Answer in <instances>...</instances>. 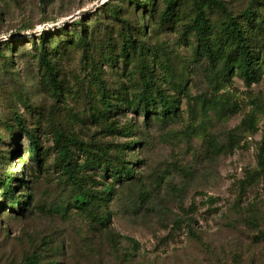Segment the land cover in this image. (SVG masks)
<instances>
[{
	"label": "rangeland",
	"instance_id": "rangeland-1",
	"mask_svg": "<svg viewBox=\"0 0 264 264\" xmlns=\"http://www.w3.org/2000/svg\"><path fill=\"white\" fill-rule=\"evenodd\" d=\"M97 1L0 0V37L34 33L0 59V178L23 176L20 201L32 195L23 211L0 195V264L33 254L42 264H264V62L247 85L236 69L220 71L228 48L217 67L199 59L196 40L183 35L190 0L167 22L163 0L153 9ZM223 1L239 16L253 0ZM254 6L258 48L264 0ZM209 19L217 34L223 14L210 10ZM62 20L66 28L55 26ZM41 36L58 88L38 60L33 42ZM144 69L175 111L164 114L157 103L147 118L136 108ZM16 112L39 136V164ZM104 156L123 159L134 175L105 178L91 165ZM81 190L93 200L82 210L72 204ZM190 218L195 234L185 226Z\"/></svg>",
	"mask_w": 264,
	"mask_h": 264
},
{
	"label": "trees",
	"instance_id": "trees-1",
	"mask_svg": "<svg viewBox=\"0 0 264 264\" xmlns=\"http://www.w3.org/2000/svg\"><path fill=\"white\" fill-rule=\"evenodd\" d=\"M130 3H134L137 6L143 8H154V0H127ZM180 0H163L164 9L160 13V17L164 22L172 19L174 10L176 9ZM256 0H253L251 5L247 7L239 16H235L234 13L227 7L223 0H190V13L188 14V21L183 25L184 37L192 36L197 42L195 49V55L199 58L207 59L213 66L217 67L219 64V56L222 48H228L230 54L228 56V64L225 62L221 64L220 71L227 72L230 69H236L244 79L247 85L258 80V66L260 62H264V40L263 43L255 48L251 31H254L257 23L256 16L258 12L254 4ZM217 10L224 16L222 26L215 34L214 25L209 19V11ZM115 13H118L117 9H113ZM81 20L74 22L73 27L81 25ZM67 25H62L60 28H66ZM261 28V27H260ZM20 33V32H19ZM19 33L12 34L11 38H8L0 43V59L6 58L7 52L18 44V41L25 39L27 35H19ZM84 30H82L80 39L84 38ZM18 35V36H17ZM18 38V40H17ZM33 38H35L33 36ZM46 37H40V41L34 40V46L39 50L38 60L42 67L45 68V75L48 77L49 82L53 84L54 88H58L57 69L54 64L49 60V51L47 44H45ZM12 60V58H11ZM143 88L137 95V105L140 112L147 118L152 113V105L160 103L165 107L164 114L170 113L177 109L173 100L167 98L164 92L156 87L153 82V72L149 69H144L143 73ZM155 87V90H153ZM154 91L156 94H154ZM104 107L107 112H112L115 107L109 98V94L106 91L103 92ZM14 122L17 128L27 137L29 141V153L32 159L37 164L40 163L42 158V147L40 144L39 136L36 131L27 128L22 115L16 112L14 115ZM11 127V125L8 124ZM60 155L65 162L64 168L67 173H70L69 168L72 157L70 156V149L66 144H63L59 148ZM91 165L97 166L101 169L102 175L105 178L111 177L117 180L129 179L134 175V169L132 166H128L123 159L118 158V162L114 163L104 156V161L95 160L91 162ZM16 182V183H13ZM28 181L23 176L13 178L6 176L0 178V195L8 202V207L18 206L22 211L30 206L32 195L30 193H24V201H20L17 194V188ZM72 204L77 209H86L91 207L93 200L87 191L81 190L73 197ZM103 221L108 224L110 222V214L105 213L102 216ZM187 230L191 234H195L193 228V220L190 218L185 224ZM21 264H42L41 259L35 254L28 256ZM47 264H56L55 261L48 262Z\"/></svg>",
	"mask_w": 264,
	"mask_h": 264
},
{
	"label": "water",
	"instance_id": "water-1",
	"mask_svg": "<svg viewBox=\"0 0 264 264\" xmlns=\"http://www.w3.org/2000/svg\"><path fill=\"white\" fill-rule=\"evenodd\" d=\"M102 2V0H98L96 3H95V6L100 4ZM64 24V20H62L61 22H58L55 24V26H60ZM34 33H31V32H20L19 35H33ZM13 35L12 34H9V35H5V36H1L0 37V43L8 38H11Z\"/></svg>",
	"mask_w": 264,
	"mask_h": 264
}]
</instances>
